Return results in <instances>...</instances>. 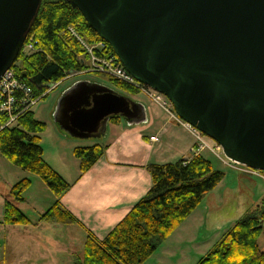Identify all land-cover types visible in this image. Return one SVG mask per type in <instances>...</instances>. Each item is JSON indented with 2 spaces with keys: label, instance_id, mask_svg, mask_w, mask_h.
I'll return each mask as SVG.
<instances>
[{
  "label": "water",
  "instance_id": "obj_1",
  "mask_svg": "<svg viewBox=\"0 0 264 264\" xmlns=\"http://www.w3.org/2000/svg\"><path fill=\"white\" fill-rule=\"evenodd\" d=\"M138 83L223 155L264 171V0H67ZM41 0H0V78L17 59ZM146 121L139 102L91 81L59 97L67 135L100 138L111 117Z\"/></svg>",
  "mask_w": 264,
  "mask_h": 264
},
{
  "label": "trees",
  "instance_id": "obj_2",
  "mask_svg": "<svg viewBox=\"0 0 264 264\" xmlns=\"http://www.w3.org/2000/svg\"><path fill=\"white\" fill-rule=\"evenodd\" d=\"M70 28L88 44L103 42L107 54L115 55L69 1L41 0L25 39L33 37L37 42L35 48L29 53L21 50L11 66L33 95L45 92L48 86L70 74L88 69L89 57L70 34ZM108 79L138 92L123 82ZM119 118L113 116L109 121ZM0 120L2 124L5 122L1 115ZM44 128L45 123L37 120L31 109L14 124L0 129V154L20 169L39 176L56 196L54 204L39 219L49 224L71 225L77 220L59 203L70 184L42 158L39 134ZM105 149L106 146L99 143L75 147L73 153L79 160V174L88 171ZM204 151L172 163L149 164L151 187L148 192L103 238L87 232L82 258L75 259L73 264H143L223 179L224 173L212 167L210 160L203 156ZM261 174L264 175V171ZM29 184L25 178L10 187L11 200H4L0 224H30L16 203L23 201L21 194ZM263 222L264 195L258 208L227 229L196 264H264V251L258 245V238L264 232Z\"/></svg>",
  "mask_w": 264,
  "mask_h": 264
},
{
  "label": "rangeland",
  "instance_id": "obj_3",
  "mask_svg": "<svg viewBox=\"0 0 264 264\" xmlns=\"http://www.w3.org/2000/svg\"><path fill=\"white\" fill-rule=\"evenodd\" d=\"M80 80L104 85L143 104L146 103L147 97L138 90L134 92L121 87L109 80L106 75L92 72L70 74L56 82V85L47 87L46 97L41 98L32 108L34 117L45 123L44 130L39 134L40 146L43 149L42 158L70 185L79 172L76 168L77 165L79 168V160L74 156V148L105 142L118 131L116 125L118 121H109L106 127L108 137L105 140L104 135L100 138L79 139L64 133L54 122L53 113L59 97L65 89ZM161 109L169 116V112L162 107ZM119 120L120 125L125 126V120L123 118ZM201 137L209 146L216 145L203 134ZM203 156L210 160L214 169L224 173L223 179L206 195L196 210L145 260L146 262H143L144 264H196L227 229L246 213L258 208L264 195V178L242 171L246 167L233 164L222 151L218 152L217 157L205 150ZM25 178L30 184L21 194L23 201L16 203L18 209L30 220V224L14 226L0 224V264H73L75 259L82 258L85 232L80 233L75 223L71 226L41 221L39 219L41 214L54 204L56 196L39 176L13 165L1 154L0 221L4 200H11L10 187ZM258 245L264 251V232L258 238Z\"/></svg>",
  "mask_w": 264,
  "mask_h": 264
},
{
  "label": "crops",
  "instance_id": "obj_4",
  "mask_svg": "<svg viewBox=\"0 0 264 264\" xmlns=\"http://www.w3.org/2000/svg\"><path fill=\"white\" fill-rule=\"evenodd\" d=\"M137 102L145 109L146 121H125L121 126L118 120V131L110 140H105L106 130L105 142H99L106 146L103 156L82 175L78 172L59 198L60 205L77 220L74 225L80 233L103 238L150 189L149 164L172 163L192 155L196 139L189 130L149 98L147 104ZM150 136L158 141H150ZM76 168L79 171L78 165Z\"/></svg>",
  "mask_w": 264,
  "mask_h": 264
},
{
  "label": "built area",
  "instance_id": "obj_5",
  "mask_svg": "<svg viewBox=\"0 0 264 264\" xmlns=\"http://www.w3.org/2000/svg\"><path fill=\"white\" fill-rule=\"evenodd\" d=\"M69 32L81 44L82 48L86 51L89 57L88 69L76 72L77 74L89 72L98 73L134 87L136 90L145 94V96H147L152 102L158 104L169 112L171 119L183 126L185 129L189 130L195 136L196 143L191 148V152L193 154H198L203 150H208L219 157L218 152H220L221 149L218 145L212 147L209 146L202 139L200 132L183 120L179 119L174 113L170 102L161 93L135 81L115 55L107 54L103 42L88 44L72 28L69 29ZM36 43L37 42L33 37H29L24 41L21 50L26 53L32 52ZM51 85H56V83ZM46 94L47 92L45 91L39 95H33L31 88L20 79L15 69L13 67L7 69L0 78V115L5 118V122L1 125V128L14 124L20 116L29 112ZM149 140L154 142L158 141L155 136H150ZM233 164L238 165L236 163ZM242 171L264 178V175L261 174V172L247 167Z\"/></svg>",
  "mask_w": 264,
  "mask_h": 264
},
{
  "label": "flooded vegetation",
  "instance_id": "obj_6",
  "mask_svg": "<svg viewBox=\"0 0 264 264\" xmlns=\"http://www.w3.org/2000/svg\"><path fill=\"white\" fill-rule=\"evenodd\" d=\"M121 118V117H120ZM125 120V119H124Z\"/></svg>",
  "mask_w": 264,
  "mask_h": 264
}]
</instances>
